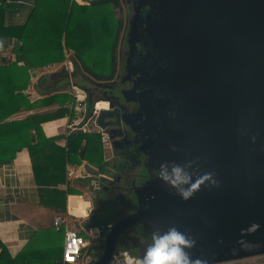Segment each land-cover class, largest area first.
I'll use <instances>...</instances> for the list:
<instances>
[{"label": "water", "instance_id": "95a60500", "mask_svg": "<svg viewBox=\"0 0 264 264\" xmlns=\"http://www.w3.org/2000/svg\"><path fill=\"white\" fill-rule=\"evenodd\" d=\"M129 1L119 74L99 82L75 70L92 105L107 103L95 125L141 158L121 189L133 209L105 230L92 264H107L122 234L144 252L170 226L206 264L264 256V0ZM188 161L216 184L185 201L153 170Z\"/></svg>", "mask_w": 264, "mask_h": 264}, {"label": "crops", "instance_id": "0c3cea01", "mask_svg": "<svg viewBox=\"0 0 264 264\" xmlns=\"http://www.w3.org/2000/svg\"><path fill=\"white\" fill-rule=\"evenodd\" d=\"M3 1L23 7L14 15H6L0 23V155H12L0 162V252L6 249L18 264L48 257L56 258L59 262L64 230L63 226L57 229L53 225L54 220L57 217L66 218L70 226L78 227L87 237L88 230L98 229L89 226L96 222L93 218L96 193L93 176L96 177V173L103 174L99 171L102 167L98 162L83 160L69 150V137L75 134L87 137L93 133L99 135L103 162L109 159L107 152L110 150L111 154V147L109 143L103 142L106 135L95 125L94 120H86V100L82 102L81 95L75 94L82 89L74 83V60L69 61L66 55L67 51L72 50L63 46V61L68 63L65 68L61 67L64 63L61 61L44 66L34 64L24 69L22 62H15V52L23 47L22 42L1 35L8 25L25 21L26 9L32 6L38 9L35 12L36 19L42 21V15H55L56 11L68 12L72 2L87 5L90 0H31L28 3L0 0V6ZM38 33L41 34L36 33L37 38L26 45L29 58L35 59L42 50L45 35H42V30ZM13 41L20 44L19 49L13 48ZM11 63L16 65L8 66ZM51 68L57 71L50 73ZM78 69L79 66L76 70L90 78ZM64 73V77L55 76ZM61 94H67L69 99L56 100L49 105L41 104L42 99ZM84 94L87 96V93ZM96 103L92 110L106 108H98ZM60 108L62 110L58 113ZM38 115L52 116L39 125L40 138H37V132L30 122V118ZM52 138L55 139L45 141ZM38 140L40 144H37ZM100 220L97 219V222ZM88 253L94 261L95 254ZM26 254L30 256L29 260L22 259ZM90 262L81 260L79 264Z\"/></svg>", "mask_w": 264, "mask_h": 264}, {"label": "trees", "instance_id": "16d2710c", "mask_svg": "<svg viewBox=\"0 0 264 264\" xmlns=\"http://www.w3.org/2000/svg\"><path fill=\"white\" fill-rule=\"evenodd\" d=\"M16 1V0H12ZM26 3L31 0H20ZM85 1V0H84ZM22 5H10V3H2L0 6V23L3 22L6 15H14L22 9ZM124 8V11L123 9ZM116 9L119 11L115 13ZM25 21L17 23L16 25H8L5 27L2 37L10 39L15 38L22 42L23 47L15 52V62H22L23 68H31L32 65L44 66L48 64H55L63 61V46L66 49L72 50V56L76 68L80 65L81 72L88 75L91 80L105 82L114 79L118 69L117 49L119 38L123 34L124 22L126 16V7L122 0H90L87 5H77L72 2L68 12L56 11L55 15H42V21L36 19L35 12L38 9L35 6L26 9ZM124 20H122V14ZM47 17V18H46ZM39 30H42V35H45L42 43V50L35 59L29 58L26 53V45L33 42ZM36 32V33H35ZM38 45V42L36 43ZM96 59V60H94ZM6 62V60H4ZM16 63H11L8 66ZM101 65V67L99 66ZM29 80V79H28ZM26 80V83H28ZM41 82V81H40ZM68 100L67 94L52 95L41 100V104L49 105L53 101L63 99ZM96 97L86 96V109L88 115L93 109L92 103ZM63 100V101H64ZM89 101L91 103H89ZM58 110V113L61 112ZM58 114L57 116L62 115ZM52 118V116L38 115L30 118V122L37 132V138H40L41 130L39 125ZM29 120V119H28ZM58 138V137H57ZM52 139H45L50 142ZM73 142L75 144H73ZM37 144H40L38 140ZM68 148L76 153L81 159L86 161H96L100 167L107 165V162L102 161V147L100 144L99 135L93 133L87 137L84 134H75L69 137ZM12 155H0V162L7 160ZM90 227L94 228L97 225L90 223ZM84 234V233H83ZM50 238V237H49ZM50 248V246L48 247ZM56 251H52L55 253ZM103 252V245L93 244L90 247L88 254H96L94 261H96ZM23 260H29L28 254L24 255ZM94 261L88 263L92 264ZM0 264H18L9 255L6 249L0 252ZM26 264H64L57 261L56 258H45Z\"/></svg>", "mask_w": 264, "mask_h": 264}, {"label": "clouds", "instance_id": "9594fccd", "mask_svg": "<svg viewBox=\"0 0 264 264\" xmlns=\"http://www.w3.org/2000/svg\"><path fill=\"white\" fill-rule=\"evenodd\" d=\"M194 161L183 164L161 162L153 170L154 177L170 188L181 200H188L204 184L215 185L213 174H196ZM192 169V171H189ZM194 241L175 226L166 230H153L150 242L140 257L128 256L124 264H206L199 258H192L189 251Z\"/></svg>", "mask_w": 264, "mask_h": 264}, {"label": "flooded vegetation", "instance_id": "af4514ba", "mask_svg": "<svg viewBox=\"0 0 264 264\" xmlns=\"http://www.w3.org/2000/svg\"><path fill=\"white\" fill-rule=\"evenodd\" d=\"M122 2L126 7L127 13L125 16V22H127L130 15V1L122 0ZM125 22L122 36L125 35L126 32ZM120 49V65L118 68V73L115 74V77L119 74L123 61V46H121ZM118 50L117 54L119 52ZM64 75L65 73L57 74L55 76L64 77ZM52 79H54V77H52ZM87 95L91 98L93 97L90 94ZM105 107L106 106H103V108ZM125 141L126 140L118 138L117 142H115L114 145H110L111 155L107 160V165L106 167L99 170L100 172H103V174L100 175L98 181L94 180L95 177L93 176V182H95L96 188V193L94 194L93 199V218L98 219L99 216L102 217L101 220L98 219L101 222L99 227H102L101 234L98 230L99 236L102 237L105 230L115 223L118 214L125 215L127 212H130L133 209V205L129 201L127 194L121 189L125 182L128 180L129 172L133 170V168L129 165L136 160H140L141 158L129 154L126 149ZM118 241L119 244L124 248V250L136 253V255L139 257L143 255V252L139 248L137 243L128 235H120L118 237Z\"/></svg>", "mask_w": 264, "mask_h": 264}, {"label": "built area", "instance_id": "2783aa9c", "mask_svg": "<svg viewBox=\"0 0 264 264\" xmlns=\"http://www.w3.org/2000/svg\"><path fill=\"white\" fill-rule=\"evenodd\" d=\"M5 2H9V0H5ZM81 95V101L84 102L86 100L85 92L82 90L76 91L75 94ZM98 110H92L91 114H87V121L94 120L97 115ZM104 143H109L110 140L106 135V139H103ZM53 225L58 229L63 226L64 237L62 243V253H61V262L64 264H79L81 259L84 257L86 262L92 261V257L87 255L85 250L90 246L93 239L98 238L99 231L98 229H94L91 232L88 230V237L83 235L81 229L78 227L70 226L69 221L66 218L57 217L54 220ZM128 256H132L127 250H119L115 251L111 259L107 264H124V261ZM134 257V256H132Z\"/></svg>", "mask_w": 264, "mask_h": 264}, {"label": "rangeland", "instance_id": "374dc122", "mask_svg": "<svg viewBox=\"0 0 264 264\" xmlns=\"http://www.w3.org/2000/svg\"><path fill=\"white\" fill-rule=\"evenodd\" d=\"M123 9V11H124V8H122ZM115 13L116 14H118L119 13V11L116 9V11H115ZM122 15V20H124V15H123V13L121 14ZM121 36H122V34H121ZM121 36H120V38H119V42L121 41L120 39H121ZM71 53L72 52H70V51H67V54L66 55H68L69 56V61H71V60H73V56H70L71 55ZM93 58V57H92ZM94 59V58H93ZM94 60H96V59H94ZM117 61H118V68H119V60H118V55H117ZM64 63L61 65V67H64L65 68V66L67 65L68 66V63H67V61L65 60V61H63ZM69 66H70V63H69ZM100 67H101V65H99ZM75 70H76V68H75ZM78 70H82V68H81V66L79 65V69ZM54 71H57V69H54V68H51L50 70H49V72L50 73H52V72H54ZM116 73H118V69H117V71H116ZM76 82H78V77H75V79H74ZM74 95L75 94H73V96H72V98L74 97ZM74 100H76V97L74 98ZM107 104V103H106ZM99 108H103V105L101 106V105H99V104H96ZM107 106V105H106ZM109 155H111L110 154V150H109V152H107V156L109 157ZM97 218V217H96ZM102 217H98V219H101ZM95 224L97 225V227L96 228H98L99 226H100V224H101V222L99 221V222H97V219H96V222H95ZM86 230V229H85ZM93 243L94 244H102L103 246H104V237H99V238H97V240H94L93 241ZM93 246V245H92ZM91 247V245L87 248V252H89V248ZM122 249H124L120 244H119V241H118V239H117V244H116V246H115V251L117 252V251H119V250H122ZM86 252V253H87ZM130 254L132 255V256H134V257H139V256H137L136 255V253H133V252H130ZM95 257H97V255L95 254ZM100 257V256H99ZM82 261H86L85 259H84V257L81 259ZM85 263V262H84ZM226 264H264V256H260V257H254V258H248V259H244V260H239V261H235V262H230V263H226Z\"/></svg>", "mask_w": 264, "mask_h": 264}, {"label": "bare ground", "instance_id": "6f19581e", "mask_svg": "<svg viewBox=\"0 0 264 264\" xmlns=\"http://www.w3.org/2000/svg\"><path fill=\"white\" fill-rule=\"evenodd\" d=\"M96 104H99V105H103V106H106L107 104L106 103H104V102H98V103H96ZM96 107H98L97 105H96ZM99 108V107H98Z\"/></svg>", "mask_w": 264, "mask_h": 264}]
</instances>
